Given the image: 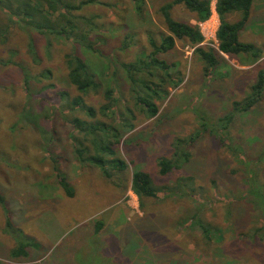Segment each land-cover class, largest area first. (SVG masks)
I'll list each match as a JSON object with an SVG mask.
<instances>
[{
	"label": "rangeland",
	"instance_id": "374dc122",
	"mask_svg": "<svg viewBox=\"0 0 264 264\" xmlns=\"http://www.w3.org/2000/svg\"><path fill=\"white\" fill-rule=\"evenodd\" d=\"M144 1L139 15L130 0H98L73 12L93 25L90 30L79 19L92 51L24 28L0 10V195L11 223L7 228L0 207V264H33L30 252L58 254L69 248L70 264H264V93L249 112L235 115L226 139L210 133L220 130L218 119L230 115L232 103L247 96L264 72V0L253 1L239 34L261 58L250 64L249 57L223 56L208 74L195 53L198 46L176 41L160 57L180 81L176 87L167 82L168 95L151 119L134 105L121 65L150 52L148 38L165 33L160 7L173 0ZM171 15L195 24L181 5L173 6ZM237 19L235 13L227 16L229 22ZM70 54L85 62L99 85L82 96L86 106L98 112L105 90H113L115 104L106 115L90 119L70 103L80 95L67 80ZM74 119L116 136L111 160L125 168L108 166L107 178L88 160L80 164L74 148L81 145L92 154L91 139L75 129ZM202 124L208 131L189 147V163L160 177L158 160L170 158L173 142L195 136ZM136 170L148 173L157 187L191 177L185 190L193 197L139 201L130 191ZM58 172L71 197L59 186ZM197 221L210 226L211 240ZM98 223L102 227L95 233ZM57 232L61 240L48 250V238ZM77 245L81 248L74 250ZM14 248L28 256L11 259Z\"/></svg>",
	"mask_w": 264,
	"mask_h": 264
},
{
	"label": "trees",
	"instance_id": "16d2710c",
	"mask_svg": "<svg viewBox=\"0 0 264 264\" xmlns=\"http://www.w3.org/2000/svg\"><path fill=\"white\" fill-rule=\"evenodd\" d=\"M71 1L72 0H0V10L8 13L10 15V20L16 19L24 28L31 29L46 36L53 35L73 40L77 45L82 46L88 51H92L93 47L87 35L79 31L80 20L82 18L74 17L73 12L79 11L86 6L95 5L98 0H82L78 4H74ZM130 1L132 2L134 12L139 15L140 11L145 8V1ZM253 1L254 0H216L215 12L219 18V28L216 33L218 43L217 51L199 46L203 38L197 26L188 22L174 20L171 15L173 6L181 5L194 15V21L196 23L204 22L211 15L210 0H173L172 3L161 6L159 12L165 33L157 40L152 36L148 38L150 52L143 59H138L134 63L121 65L125 80L130 85L131 98L134 105L144 112L147 118L151 119L157 115L158 108L156 104L168 95L167 87L169 86H167V84L171 83L173 87L178 85L180 80H175L171 74L172 66L168 65L167 62L160 57L173 50L176 41H187L191 46H198L195 53L204 63V70L208 74L210 71L217 68L223 56H245L251 58H248L250 64L257 62L262 56L260 50L253 45L242 43L239 40V34L249 20ZM231 13L237 14V21H227V16ZM84 21L86 20L82 19V22L88 25V28L91 30L93 28L91 22ZM1 37L2 36H0V39ZM65 58L68 70V83L80 94L74 97L70 103L74 107L81 108L90 119H96L97 114L106 115V112L111 111L115 104L113 90H105L103 95L104 103L99 108L98 112L92 107L86 106L83 103L82 96L91 91H97L99 85L82 59L73 54L67 55ZM28 79V77L25 78V84H27ZM263 93L264 72H259L257 79L250 86L246 94L247 96L240 101H234L232 103L230 115L218 119L217 122L220 124V130L213 128L214 131H210V133L217 134L218 131L219 137H221L222 140L226 139L227 137L225 135H228L229 125L235 119V115L249 112L262 100ZM62 95L65 96L64 94ZM72 124L80 133L91 139L90 146L92 154L87 151V148L81 145L74 148V155L80 164L88 160L107 178L110 177V174L106 170L108 166L118 171L125 168V164L122 161L111 160L112 156H114L112 147L115 144L111 141V137L115 139L116 136L110 135L109 138L108 134H110V131L108 129V132L102 133L104 130L101 128V125L88 127L89 124L80 122L78 119H74ZM104 127L107 128L105 124ZM133 129L134 127L132 125L129 126V130ZM206 131H208L207 125L202 124L199 131L197 130L195 132V136H191L187 140L176 139L172 144V154L170 158H160L158 160V175L160 177H167L178 172L185 164L189 163L191 159L189 147L196 141V138L200 137V135ZM223 142L224 141H222V143ZM86 152L88 157L86 156ZM57 174L59 186L66 196L71 197L72 193L68 189L65 177L59 172ZM190 183H192V178L186 177L180 178L174 187H157L148 173L136 170L131 175L130 191L139 201H142L144 198L158 199L160 197L159 195H189L193 197V195L188 194L185 190V188L190 186ZM0 207L6 219V227L9 228L11 226L9 213L5 208L4 199L1 195ZM197 223L204 238L206 240H211L210 226L200 221H197ZM95 226V233H99L102 224L98 223ZM23 250L24 249L21 250V248L12 249L10 251V258L18 259L20 257H27V253L23 252Z\"/></svg>",
	"mask_w": 264,
	"mask_h": 264
},
{
	"label": "built area",
	"instance_id": "2783aa9c",
	"mask_svg": "<svg viewBox=\"0 0 264 264\" xmlns=\"http://www.w3.org/2000/svg\"><path fill=\"white\" fill-rule=\"evenodd\" d=\"M215 4H216V1L214 3L210 1V11H211L210 17L204 22H199V23L195 22L194 25L197 26L203 38V41L199 46H202L204 44L208 45L209 43L208 48L217 51L218 43L216 39V33L219 28V18L215 12Z\"/></svg>",
	"mask_w": 264,
	"mask_h": 264
},
{
	"label": "crops",
	"instance_id": "0c3cea01",
	"mask_svg": "<svg viewBox=\"0 0 264 264\" xmlns=\"http://www.w3.org/2000/svg\"><path fill=\"white\" fill-rule=\"evenodd\" d=\"M62 235H60L59 232H57L54 236V239H49V242L51 243L49 246L50 250L53 246H55L56 244H58V242L61 240ZM81 247H79L78 245L75 247L74 250H79ZM69 250L72 251V249H68L65 250L64 252H60L58 254H50V252H48L47 254L44 255H40V253H35V252H30L28 253L29 257L33 260V264H47V260L49 259V257H53L49 260L48 264H70L69 263V259H70V253ZM85 252V251H84ZM87 252V251H86Z\"/></svg>",
	"mask_w": 264,
	"mask_h": 264
}]
</instances>
